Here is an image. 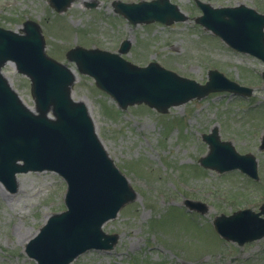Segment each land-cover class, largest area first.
Here are the masks:
<instances>
[{
    "label": "rangeland",
    "instance_id": "obj_1",
    "mask_svg": "<svg viewBox=\"0 0 264 264\" xmlns=\"http://www.w3.org/2000/svg\"><path fill=\"white\" fill-rule=\"evenodd\" d=\"M114 0H73L61 12L47 0H0V26L21 32L22 22L40 25L45 52L75 74L74 100L83 101L108 155L127 177L136 198L125 204L101 229L118 236L108 251L88 249L69 264H264V238L238 245L223 240L213 227L216 215L239 208L258 210L264 200V64L236 52L195 22L201 14L195 0H169L186 20L132 24L113 10ZM138 2L140 0H121ZM213 6L243 3L264 13V0H201ZM93 4V7L88 5ZM138 66L153 61L180 76L204 83L209 69L253 88L250 96L212 92L160 113L144 103L125 109L80 73L65 52L75 45L117 52ZM2 72L20 98L33 107L30 81L6 62ZM217 127L239 153L256 157L258 179L238 169L203 168L208 151L202 133ZM65 181L52 171L17 174V188L0 183V264H36L25 253L52 213L66 209ZM203 202L206 211L189 209L184 201Z\"/></svg>",
    "mask_w": 264,
    "mask_h": 264
},
{
    "label": "water",
    "instance_id": "obj_2",
    "mask_svg": "<svg viewBox=\"0 0 264 264\" xmlns=\"http://www.w3.org/2000/svg\"><path fill=\"white\" fill-rule=\"evenodd\" d=\"M72 1L48 0V3L61 12ZM195 2L202 11L195 17L196 23L233 49L264 62V14L243 4L214 8L200 0ZM112 5L131 23L171 24L187 18L169 0L138 3L115 0ZM128 48V41H123L118 52L124 53ZM119 53L77 45L65 55L123 109L145 103L165 113L171 106L200 99L210 92L229 91L243 96L252 93V88L230 80L217 69L208 70L206 82L200 84L156 62L134 65ZM7 61H12L15 69L29 78L34 110L24 103L2 73ZM74 81L75 74L66 64L46 54L37 22L25 20L21 32L0 26V182L14 192L17 173L49 170L58 173L67 184L66 210L50 215L38 233L25 243L26 254L37 264H68L87 249H111L118 236L104 232L101 226L136 198L128 179L96 134L86 104L72 98ZM202 138L209 148L199 158L203 167L218 172L237 168L258 178L255 156L238 153L230 141L220 139L217 127L202 134ZM185 204L201 213L206 211L201 202L186 199ZM261 214L264 203L258 212L246 208L230 215L219 214L213 225L222 237L242 244L264 236Z\"/></svg>",
    "mask_w": 264,
    "mask_h": 264
}]
</instances>
